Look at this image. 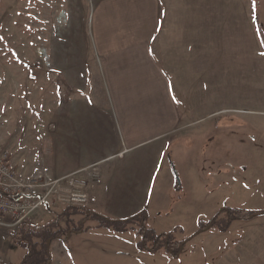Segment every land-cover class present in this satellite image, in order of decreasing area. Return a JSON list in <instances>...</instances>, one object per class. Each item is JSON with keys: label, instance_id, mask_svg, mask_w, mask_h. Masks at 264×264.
Wrapping results in <instances>:
<instances>
[{"label": "rangeland", "instance_id": "obj_1", "mask_svg": "<svg viewBox=\"0 0 264 264\" xmlns=\"http://www.w3.org/2000/svg\"><path fill=\"white\" fill-rule=\"evenodd\" d=\"M196 1L162 0L164 6L167 2L184 8L196 6ZM155 2L0 0V157L8 159L21 176L45 171L44 166L52 163L53 111L58 104L133 102L152 97L146 92H156L158 100L172 104L174 114L180 117L184 109V73L170 79L155 77L151 71L153 77L140 80L135 77L140 63H132L135 68L130 73H118L119 64L99 62L102 56L109 60L122 55L164 57L180 52L178 47L164 45L171 39L178 40L180 33L164 34L151 44L147 40L149 25L145 21ZM142 39L147 40L145 45H140ZM147 65L157 67L156 63ZM167 66L173 71L184 70V64L168 62ZM126 81L132 85L124 87ZM150 83L153 87L147 88L145 85ZM122 91L126 94H119ZM226 106L227 101L222 107ZM238 109L226 110L219 115L221 120L205 119L171 135L169 158L178 190L170 195L174 194L171 200L181 198L183 206L176 203L171 216L163 222L156 220L154 227L148 224V210H144L148 215L144 225L157 234L171 233L181 242L203 224L216 220L214 227L186 244L180 260L171 263L163 247L161 250L168 253L160 250L146 262L264 264V215L233 221L226 231L222 230L232 215L226 208L264 210V107L242 102ZM229 117L231 120L226 121ZM55 206L35 213L21 227H0V264L22 263L27 248L18 238L21 228L30 230L55 222V230L67 235L81 223L88 228L89 221H97L83 207ZM140 228L141 222L127 225V230L134 229L138 234ZM34 240L41 241L36 237ZM117 258L112 262H137L135 254Z\"/></svg>", "mask_w": 264, "mask_h": 264}, {"label": "crops", "instance_id": "obj_2", "mask_svg": "<svg viewBox=\"0 0 264 264\" xmlns=\"http://www.w3.org/2000/svg\"><path fill=\"white\" fill-rule=\"evenodd\" d=\"M164 4L156 0L151 6L145 21L149 25L147 40L151 44L164 34L180 33L178 40L164 44L178 47L180 52L164 57L107 56L109 60L102 56L99 62L119 64L118 73H130L135 68L131 64L140 63L135 76L140 80L153 77L151 71L155 77L170 79L184 73L180 117L174 114L172 104L158 100L156 92H146L152 97L133 102L58 104L53 111V161L43 168L52 177L78 172L76 182L86 194L80 206L84 210L112 220H126L148 210L151 226L171 216L176 203L183 206L181 198L171 200L174 194L170 195L178 190L169 158L171 135L205 119L221 120L219 115L238 111L242 102L264 107V45L260 36L264 0H197L196 6L188 8ZM147 40L142 39L140 45ZM168 62L184 64V70L173 71ZM152 63L157 64L156 70L147 65ZM145 86L153 87L151 83ZM226 101L227 106L222 107ZM87 226L52 241L53 264H62V260L63 264H121L112 261L131 254L136 255V264H151L145 260L154 254L139 249L141 237L136 230L119 232L97 221H89ZM168 254L171 263L184 255L176 259Z\"/></svg>", "mask_w": 264, "mask_h": 264}, {"label": "built area", "instance_id": "obj_3", "mask_svg": "<svg viewBox=\"0 0 264 264\" xmlns=\"http://www.w3.org/2000/svg\"><path fill=\"white\" fill-rule=\"evenodd\" d=\"M77 173L53 178L39 170L23 177L8 159L0 157V227H21L47 206L83 205L86 194L76 182Z\"/></svg>", "mask_w": 264, "mask_h": 264}, {"label": "trees", "instance_id": "obj_4", "mask_svg": "<svg viewBox=\"0 0 264 264\" xmlns=\"http://www.w3.org/2000/svg\"><path fill=\"white\" fill-rule=\"evenodd\" d=\"M260 36L262 43L264 45V31L260 28ZM172 163V162H171ZM173 166V165H172ZM174 169V167H173ZM175 171V170H174ZM227 212L231 213L229 220L227 221L225 227L222 230H227V228L231 225L233 221L236 220H249L254 217L264 215V210L260 211H252L246 209L239 208H226ZM66 215H71L69 212L65 213ZM88 216L93 217L97 221H99L100 226L104 227H113L116 231L125 232L127 231V225L131 222H141V228L139 231V235L141 236V240L138 243V247L142 251H147L150 253H157L163 247L172 255L173 258H180L183 254L184 247L186 244L192 240L194 237L199 235L200 233L206 231L207 229L214 227V222L216 217L209 224H203L202 227L190 238L178 242L171 233H162L157 234L154 230L148 228L144 225V222L148 218L145 211H142L135 216L126 219V220H112L104 215L99 213L88 211ZM57 224L50 223L47 226L34 227L30 230H25L21 228L18 238L23 243L26 244L27 253L23 258L21 264H51L52 257L50 254V243L49 240H54L55 238L61 237V232L56 231L55 227ZM19 229V228H18ZM88 228H84L81 223L78 228L72 230V232H80L84 231ZM38 238L41 241L35 242L34 238ZM151 245H148V243Z\"/></svg>", "mask_w": 264, "mask_h": 264}, {"label": "water", "instance_id": "obj_5", "mask_svg": "<svg viewBox=\"0 0 264 264\" xmlns=\"http://www.w3.org/2000/svg\"><path fill=\"white\" fill-rule=\"evenodd\" d=\"M49 243H51V241H49Z\"/></svg>", "mask_w": 264, "mask_h": 264}]
</instances>
